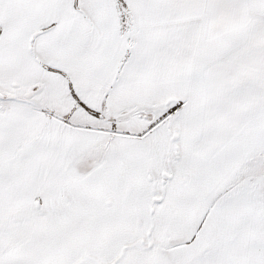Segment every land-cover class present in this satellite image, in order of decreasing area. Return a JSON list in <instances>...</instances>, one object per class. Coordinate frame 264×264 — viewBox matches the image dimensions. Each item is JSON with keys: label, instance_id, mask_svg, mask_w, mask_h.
<instances>
[{"label": "snow or ice", "instance_id": "6c2138e0", "mask_svg": "<svg viewBox=\"0 0 264 264\" xmlns=\"http://www.w3.org/2000/svg\"><path fill=\"white\" fill-rule=\"evenodd\" d=\"M0 264H264V0H0Z\"/></svg>", "mask_w": 264, "mask_h": 264}]
</instances>
